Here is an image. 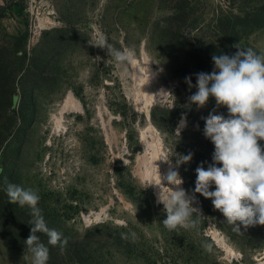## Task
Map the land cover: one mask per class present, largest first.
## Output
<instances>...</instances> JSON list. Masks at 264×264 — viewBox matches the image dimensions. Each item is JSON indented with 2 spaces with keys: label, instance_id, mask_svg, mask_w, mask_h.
Masks as SVG:
<instances>
[{
  "label": "rangeland",
  "instance_id": "obj_1",
  "mask_svg": "<svg viewBox=\"0 0 264 264\" xmlns=\"http://www.w3.org/2000/svg\"><path fill=\"white\" fill-rule=\"evenodd\" d=\"M99 35L134 48L139 67L124 75L90 45ZM236 44L264 52V0H0V264H32L30 209L9 203L7 183L38 190L67 238L61 253L37 233L47 264H264V226L234 231L196 194L199 228L169 231L146 188L155 165L169 169L161 156L175 166L191 152L178 171L192 194L195 169L212 162L201 117L215 100L188 106L185 78L195 85Z\"/></svg>",
  "mask_w": 264,
  "mask_h": 264
},
{
  "label": "clouds",
  "instance_id": "obj_2",
  "mask_svg": "<svg viewBox=\"0 0 264 264\" xmlns=\"http://www.w3.org/2000/svg\"><path fill=\"white\" fill-rule=\"evenodd\" d=\"M90 45L106 49L108 56L123 67L124 75H128V66L139 67L134 48L116 49L104 35H99ZM234 47L237 51L233 55H213V71L196 74L195 85L191 77L185 78L190 89L196 88L188 97V106L201 109L207 106L210 98L215 100V108L207 117H201L204 120L203 135L214 146L212 162L206 168L202 162L195 169L192 194L182 187L184 181L178 171L182 164L191 162V152L176 154L175 166L167 157L161 156L159 160L168 163L169 169L162 174L155 165L156 178L146 187L155 188L156 203L163 205L165 213L162 224L169 231L199 228L204 216L200 208L193 206L198 203L196 194L210 199L214 210L234 226V231H241V226L244 229L264 226V146L259 143L264 141V52L243 49L237 44ZM220 108H226V116L218 112ZM186 127L187 116L184 114L177 128L178 134ZM5 192L9 203L30 209L32 219L28 224L31 229L25 245L32 255V264H47L50 258L49 247L41 242L37 233L44 234L47 244L59 247L63 253L67 238L48 227L38 206V190L7 183ZM205 247L211 250L210 244Z\"/></svg>",
  "mask_w": 264,
  "mask_h": 264
},
{
  "label": "water",
  "instance_id": "obj_3",
  "mask_svg": "<svg viewBox=\"0 0 264 264\" xmlns=\"http://www.w3.org/2000/svg\"><path fill=\"white\" fill-rule=\"evenodd\" d=\"M196 51H198V49L196 48Z\"/></svg>",
  "mask_w": 264,
  "mask_h": 264
},
{
  "label": "trees",
  "instance_id": "obj_4",
  "mask_svg": "<svg viewBox=\"0 0 264 264\" xmlns=\"http://www.w3.org/2000/svg\"><path fill=\"white\" fill-rule=\"evenodd\" d=\"M202 60V59H201Z\"/></svg>",
  "mask_w": 264,
  "mask_h": 264
}]
</instances>
